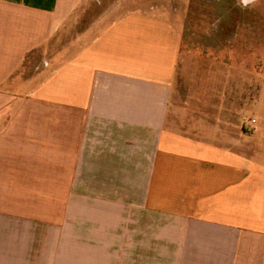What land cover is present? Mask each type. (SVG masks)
<instances>
[{"label":"crops","instance_id":"1","mask_svg":"<svg viewBox=\"0 0 264 264\" xmlns=\"http://www.w3.org/2000/svg\"><path fill=\"white\" fill-rule=\"evenodd\" d=\"M186 36L155 0H0V264H264V156L195 106L219 64L180 95Z\"/></svg>","mask_w":264,"mask_h":264},{"label":"rangeland","instance_id":"2","mask_svg":"<svg viewBox=\"0 0 264 264\" xmlns=\"http://www.w3.org/2000/svg\"><path fill=\"white\" fill-rule=\"evenodd\" d=\"M155 1L182 17L188 48L199 50L188 53L187 63L198 69L185 72L180 95L190 91L202 98L212 89L215 94L210 65L219 64V104L195 106L218 111L238 149L250 146L251 150L245 148L247 155L264 156V0Z\"/></svg>","mask_w":264,"mask_h":264}]
</instances>
